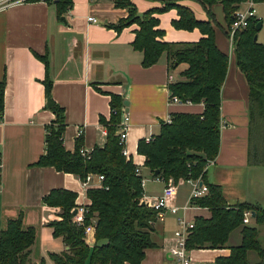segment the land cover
<instances>
[{
	"label": "crops",
	"instance_id": "0c3cea01",
	"mask_svg": "<svg viewBox=\"0 0 264 264\" xmlns=\"http://www.w3.org/2000/svg\"><path fill=\"white\" fill-rule=\"evenodd\" d=\"M132 1L140 12L164 5V0ZM178 3L190 7L198 19L212 20L217 45L230 58L222 88L221 121L226 127L221 130L219 155L209 167L207 179L223 188L230 206L247 202L264 208V165L249 162V82L237 64L235 51L218 32L217 22L226 17L223 4L210 7L213 21L200 0ZM0 6V82L6 81L1 113L4 121L0 123V233L8 219L23 210L25 225L38 230L37 241L42 236L41 225L50 229L55 240H60L59 251L47 249L49 257V253L61 252L66 246L61 237L53 235L49 225L58 218L60 209L45 204L44 196L62 188L78 193L77 204H90L91 200L79 176L37 164L45 153L47 126L56 118L46 107L47 78L53 81L54 99L65 109L64 145L71 152L76 150L79 140L81 147L88 150L104 146L107 134L101 119L108 120L112 115L113 94L124 100L122 119L126 114L130 117L128 158L142 167V175L153 174L145 166V155L138 152L139 141L158 134L162 121L172 113H201L204 104L170 102L169 76L173 75L174 80L180 78L184 65L171 69L164 54L156 64L143 66V53L133 46L139 26L132 24L121 31L113 27L128 16V10L118 7L114 0H74L72 8L61 18L55 4L44 0H0ZM257 7L264 28V0L258 1ZM156 15L168 42H195L204 36L199 28H176L173 20L179 18V13L175 8ZM89 16L99 22H90ZM182 189L186 196L181 194ZM189 190L187 184L179 185L177 202L184 203ZM161 193L145 195L154 199ZM197 215L209 216L210 212L202 207L191 209L189 216ZM254 218L249 224L258 226L260 234H264V224H256ZM177 228L176 217L171 213L165 221L155 223L152 239L156 246L146 250L142 264H169ZM241 242L242 228H237L225 248L190 249L192 264L212 263L219 256H228L230 247ZM36 243L31 263L39 264L45 258L47 264ZM249 258L253 263L260 260L255 251L249 252Z\"/></svg>",
	"mask_w": 264,
	"mask_h": 264
},
{
	"label": "trees",
	"instance_id": "16d2710c",
	"mask_svg": "<svg viewBox=\"0 0 264 264\" xmlns=\"http://www.w3.org/2000/svg\"><path fill=\"white\" fill-rule=\"evenodd\" d=\"M55 4L58 17L65 16L74 0H44ZM179 0H164L162 7L140 12L132 0H114L118 7L128 10V16L113 27L118 31L132 24H138L133 46L143 53L142 65L150 67L166 54L171 69L180 65L184 68L180 78L169 85L171 96L182 101L203 103L201 113H172L170 122L162 121L160 131L151 140L145 138L138 143V152L145 155V166L152 174L160 170L165 179L203 178L209 192L197 198L194 204L207 208L209 216L194 217L195 226L188 237L189 249L225 248L231 233L242 228V242L230 247V255L219 256L212 263L205 264H264V245L258 226L244 224V212L255 213L256 224H264V208L250 203L230 206L223 188L208 181L206 165L215 160L221 147L222 88L229 69V55L216 42L212 20H200L194 11ZM214 21L210 7L222 3L228 25L234 21V14L241 0H200ZM262 1V0H258ZM177 9L179 18L173 20L178 29L199 28L204 34L195 42H168L164 40L165 30L160 28L156 15ZM260 18H252L249 26L236 37L235 55L239 68L246 75L250 86V153L249 162L264 165V43L255 40ZM228 27V29H229ZM228 35V30H227ZM48 66V61H46ZM46 107L56 118L47 126L45 153L37 164L53 166L58 171L74 173L81 180L87 174H103L99 187L88 188L90 198L83 225L74 220L78 193L68 189H53L44 196L43 202L59 208V216L50 222L53 235L61 237L66 248L51 252L49 257L56 264H142L146 250L156 246L152 239L158 212L144 204L142 177L136 174L137 165L124 153L118 131L122 122L124 100L112 95V115L101 119L107 129V141L91 151L90 158L82 156L79 140L71 152L64 145L66 128L65 109L53 97V81L45 80ZM6 81L0 82V113L4 109ZM154 176V175H153ZM0 160V185H1ZM25 213L20 211L15 218L8 219L0 233V264H32V247L37 241L35 226H25ZM96 221L95 242L89 243L85 226ZM255 251L260 260L253 263L249 252ZM39 264H46L42 258Z\"/></svg>",
	"mask_w": 264,
	"mask_h": 264
},
{
	"label": "built area",
	"instance_id": "2783aa9c",
	"mask_svg": "<svg viewBox=\"0 0 264 264\" xmlns=\"http://www.w3.org/2000/svg\"><path fill=\"white\" fill-rule=\"evenodd\" d=\"M257 4L258 0H241L239 2V7L235 11L234 21L228 29V37L231 42V48L235 51L236 48V37L237 34L245 30L252 18L257 17ZM243 5L244 8L242 7ZM2 6H0L1 8ZM88 20L93 23H98V18L94 16H89ZM171 81H174V76H169ZM171 103H192L191 101H182L178 96L170 97ZM172 117L169 116L166 120L170 122ZM4 121L3 114L0 113V123ZM130 124L129 115H125L124 119L120 124V129L118 134L120 136L121 143L124 144L123 153L128 157V151L126 149V141L128 136V129ZM226 123L221 121V128H225ZM83 132H80V136ZM104 133L107 134V129H104ZM153 136H149L146 139L149 141ZM91 151L84 147L80 148L82 156L90 158ZM215 160H210L206 165V170L213 165ZM136 174L138 176L142 175V167L137 165ZM105 176L103 174L89 173L86 178L82 180L83 185L86 189L91 187H99L104 181ZM156 180L161 181L165 184L162 193L156 196L154 199L145 195L142 198L143 202H146L149 207L155 208L158 212L157 221H165L168 212L175 215L178 228L174 232L175 245L170 249L171 260L169 264H192L190 249L187 246L188 237L191 233L192 228L195 226L194 218L189 216L191 209L197 208L194 201L206 195L209 192V186L204 182L203 178H181L176 181L174 178L165 179V177L160 176V174L155 177ZM187 184L190 188L187 199L184 203L177 202V197L179 193V185ZM142 186L144 188V178L142 177ZM88 204H77L74 209V220L79 224L83 225L86 219V213L88 210ZM253 219L252 210H246L244 212L243 222L244 224H249ZM95 231H96V221L92 219V222L85 226V234L89 243L95 242Z\"/></svg>",
	"mask_w": 264,
	"mask_h": 264
},
{
	"label": "rangeland",
	"instance_id": "374dc122",
	"mask_svg": "<svg viewBox=\"0 0 264 264\" xmlns=\"http://www.w3.org/2000/svg\"><path fill=\"white\" fill-rule=\"evenodd\" d=\"M244 6L245 5H243L242 7L244 8ZM225 18L226 17H222L221 20L217 22L218 23L217 25H218V32H220V35L223 41L229 47L231 46V42L229 40V37L227 38L226 33H225V31L228 30L229 25ZM257 18H259L258 7H257ZM257 36H258V41L264 43V28L259 30V32L257 33ZM216 37H217V32H216ZM176 71H178L177 73H179V69ZM143 178H144V193H146L147 195H156L160 193L161 191H163L165 184L161 181L156 180L155 177H153V175H150L148 172H144ZM181 194L186 196V191L182 189ZM168 214H170V212H168L167 215ZM167 215H166V218H167ZM41 232H42V236L40 237V239H38L36 245H39L40 252L47 258V264H56L54 261H52L48 257V250L59 251L60 247H62V244L60 240L54 239V237L50 233V229L47 226L41 225ZM260 238L264 245L263 232L262 234H260Z\"/></svg>",
	"mask_w": 264,
	"mask_h": 264
},
{
	"label": "water",
	"instance_id": "95a60500",
	"mask_svg": "<svg viewBox=\"0 0 264 264\" xmlns=\"http://www.w3.org/2000/svg\"><path fill=\"white\" fill-rule=\"evenodd\" d=\"M256 28H257L258 31L261 30V28H262V21H259V22H258ZM254 39L257 40V39H258V36L255 35ZM125 104H126V105H129V102L126 101ZM159 174H160V170H156V171L154 172L153 175H154V177H157ZM143 203H144V204H147L146 202H143ZM255 216H256L255 213H253V217H255ZM169 254H170V253H169Z\"/></svg>",
	"mask_w": 264,
	"mask_h": 264
}]
</instances>
